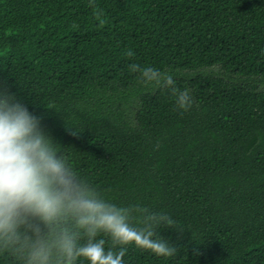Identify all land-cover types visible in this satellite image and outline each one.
I'll list each match as a JSON object with an SVG mask.
<instances>
[{
    "label": "trees",
    "instance_id": "obj_1",
    "mask_svg": "<svg viewBox=\"0 0 264 264\" xmlns=\"http://www.w3.org/2000/svg\"><path fill=\"white\" fill-rule=\"evenodd\" d=\"M0 90L102 197L173 221L174 255L128 246L124 264H264V0H0Z\"/></svg>",
    "mask_w": 264,
    "mask_h": 264
},
{
    "label": "clouds",
    "instance_id": "obj_2",
    "mask_svg": "<svg viewBox=\"0 0 264 264\" xmlns=\"http://www.w3.org/2000/svg\"><path fill=\"white\" fill-rule=\"evenodd\" d=\"M129 69L142 87L167 89L178 109L191 108L190 91L178 89L170 72L136 63ZM58 146L40 117L0 90V250L20 264H124L128 246L174 255L176 248L157 233L173 223L166 213L108 201Z\"/></svg>",
    "mask_w": 264,
    "mask_h": 264
}]
</instances>
